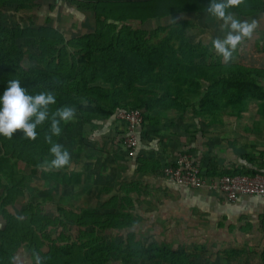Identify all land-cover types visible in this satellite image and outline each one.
I'll return each instance as SVG.
<instances>
[{
	"label": "trees",
	"instance_id": "trees-1",
	"mask_svg": "<svg viewBox=\"0 0 264 264\" xmlns=\"http://www.w3.org/2000/svg\"><path fill=\"white\" fill-rule=\"evenodd\" d=\"M37 1L43 0H0V96L9 80L17 79L30 95L51 92L56 98L35 140L21 131L11 139L0 136V264H15L20 249L32 264L37 258L40 264H217L205 245L174 250L135 231L130 190L96 207L83 197L66 196L60 188L78 186L81 179L70 176L67 165L39 167L53 159L45 138L51 135L52 113L65 106L74 108L75 116L61 121V134L52 142L68 153L70 144L91 134L93 123L115 120L116 112L127 109H139L144 120L154 112L187 110L205 119L239 117L249 106L264 113V68L225 65L190 41L188 21L172 22L174 16L209 15L211 0H95L93 32L71 39L49 20L12 26L3 21L7 10H39ZM245 3L229 11L253 14L257 6ZM123 147L130 157L124 142ZM257 173H264V165L226 175ZM40 181L43 195L32 196L30 185ZM46 204L54 207L53 215L42 209ZM17 206L19 212L12 213ZM226 253L234 259L236 251ZM259 253L264 264V247Z\"/></svg>",
	"mask_w": 264,
	"mask_h": 264
},
{
	"label": "crops",
	"instance_id": "crops-1",
	"mask_svg": "<svg viewBox=\"0 0 264 264\" xmlns=\"http://www.w3.org/2000/svg\"><path fill=\"white\" fill-rule=\"evenodd\" d=\"M94 1L43 0L37 1L42 4L39 10L18 14L7 10L3 16H11L12 23L20 25H24V20L36 25L49 20L66 39H71L93 32ZM245 4L257 9L251 15H233L240 21H256L257 28L252 38L245 40L234 53L239 60L246 54L251 61L242 65L234 59L228 64L236 62L261 69L264 68V0H246ZM180 17L192 25L189 28L197 30L196 44L219 56L212 48V40L225 36L221 22L206 13ZM148 117L138 129L139 143L132 158L123 147L125 128L121 122L115 118L93 123L91 134L80 137L84 141L69 145V175H78L81 184L61 187L60 191L66 196L83 197L87 205L96 207L99 195L105 199L99 200L101 205L111 196L119 197L130 190L137 221L134 230L157 243L186 241L188 245H206L209 240L213 243L236 233L242 237L243 246L252 243L259 253L264 246V197L241 196L228 202L217 191L174 184L163 174V169L173 166L181 153L190 155L207 180L262 168L264 113L249 106L239 117L221 114L216 119H205L189 110L154 112Z\"/></svg>",
	"mask_w": 264,
	"mask_h": 264
},
{
	"label": "clouds",
	"instance_id": "clouds-1",
	"mask_svg": "<svg viewBox=\"0 0 264 264\" xmlns=\"http://www.w3.org/2000/svg\"><path fill=\"white\" fill-rule=\"evenodd\" d=\"M244 3V0H211L207 12L217 21L221 22V30L225 36L212 40V48L217 55L222 57V62L227 65L233 59V53L247 39H251L257 22L240 21L229 11ZM56 103L55 95L51 92H41L30 95L20 86V80H9L3 95L0 96V136L11 139L17 131L30 140H35L37 126L42 125L49 118V106ZM75 116V109L62 107L51 115L50 133L46 142L52 146L51 161H44L39 167L51 171L60 169L69 164L70 155L58 143L52 142V136L61 134L60 123L69 122ZM36 264H40L37 258Z\"/></svg>",
	"mask_w": 264,
	"mask_h": 264
},
{
	"label": "built area",
	"instance_id": "built-area-1",
	"mask_svg": "<svg viewBox=\"0 0 264 264\" xmlns=\"http://www.w3.org/2000/svg\"><path fill=\"white\" fill-rule=\"evenodd\" d=\"M115 118L124 125L123 142L129 156L133 157L139 143L138 129L144 120L143 113L139 109H127L116 112ZM163 174L178 186L217 191L228 202H234L241 196L264 197V173L221 176L216 180H207L187 153L178 154L174 165L165 167Z\"/></svg>",
	"mask_w": 264,
	"mask_h": 264
},
{
	"label": "rangeland",
	"instance_id": "rangeland-1",
	"mask_svg": "<svg viewBox=\"0 0 264 264\" xmlns=\"http://www.w3.org/2000/svg\"><path fill=\"white\" fill-rule=\"evenodd\" d=\"M10 17L11 16H8V15L3 16V21L6 24L12 26L13 23H12V21H11L12 19H10ZM180 19H182L180 16L174 17L175 22H178ZM187 36L189 37L191 42L197 43L198 32L196 29L189 28L187 30ZM247 57L248 56L246 54L242 55L241 59L239 60L238 54L233 53L232 61L235 59L236 62L240 61V64H242V65L243 64L249 65V62L251 61V59L250 58L247 59ZM23 65L27 66V65H29V62L24 61ZM30 189L33 191V192H31L32 196H34V195H36L37 197L42 196V192H41L42 184H41V182H34L32 185H30ZM100 196L101 195L98 196V199L96 202L97 206H99L101 201L105 200V199L100 198ZM99 200H100V202H99ZM19 209H20V206L12 207V208H10V211L15 214V213L19 212ZM42 209H44L45 213H47L48 215L54 214V207L50 204H46V205L42 206ZM62 231L64 232V230H62ZM64 234H68V232H64ZM103 235L107 236L106 234H103ZM56 236H57V233L51 234L52 239H55ZM116 238H118V237H116ZM241 239H242V237L237 236L235 233L233 235V237H227V236L224 238L221 237L219 239L213 240V243H211V241L209 240L206 242L207 244L204 247V252H207L209 254L210 258H212L213 261H215L217 264H236V263L237 264H260V262H259L260 261L259 260L260 253L255 252L257 246H254V244H252V243H249V244L243 246L241 244V241H242ZM118 240L119 239H117L116 241H118ZM161 240L166 241V238L165 239L163 238ZM191 241H193V239H191L190 242ZM198 241L200 242V239ZM188 244L189 243H187L185 241L184 243L182 242L179 244H170V245H171L172 249H174V250L178 249V248H185L186 250L192 251V248H193L192 245H188ZM231 248L235 249V251H236L234 259L230 258L229 253H226V251L230 250ZM260 248H262V247H260ZM240 252L242 254H240ZM236 256H238V258H236ZM14 263L15 264H32V261L29 258L28 252L25 249H20V250H18V252L14 256Z\"/></svg>",
	"mask_w": 264,
	"mask_h": 264
}]
</instances>
